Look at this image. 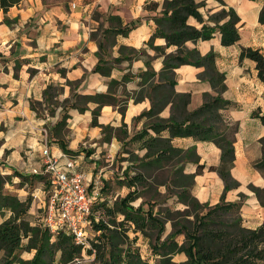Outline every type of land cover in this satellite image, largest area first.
<instances>
[{"label": "crops", "instance_id": "crops-1", "mask_svg": "<svg viewBox=\"0 0 264 264\" xmlns=\"http://www.w3.org/2000/svg\"><path fill=\"white\" fill-rule=\"evenodd\" d=\"M150 2L157 3V7L147 9L146 5ZM162 2L163 0H21L6 12L0 10L1 175H10L16 170L27 176L33 174V168L41 167L44 140L41 130L46 127L49 131L53 127L61 115L62 101H72L73 93H106L111 80L121 81L124 76L129 79L121 81L113 90L119 99L127 100L122 113L117 106L103 105L96 116L97 124H93L92 111L97 103H78L84 110L69 108V117L65 132L63 131L67 147L76 154L64 153L54 137L50 138L49 150L62 167L65 166L66 158L74 161L75 169L84 175L88 193L96 188V184L100 192L104 186L110 185V180L116 175L115 170L122 177V172L130 163L125 149L138 156L145 153V149L139 148L140 140H131L130 137L151 120L152 117L141 114L149 111L152 101L157 103L159 98V93L156 92L151 93V99L149 85L159 80L163 55L154 56L155 51L147 42L156 27L152 16L160 12ZM223 3L205 0L199 11L204 20L213 25L208 20L209 15L223 7L234 9L239 17V40L232 45H222L221 35L217 31L210 39L195 43L187 41L185 46L188 49L196 48L201 55L213 51L216 68L225 75L226 89L222 97L233 104L223 109L221 114L225 123L237 125L230 175L238 182V186L227 190L224 200H241L242 225L256 229L264 223V206L260 205L249 185L264 187V176L254 167V162L263 155L261 139L264 137V82L257 77L255 62L249 58L239 59V54L241 47L258 48L264 53V22L259 21L264 0H223ZM94 12H97L98 18L92 16ZM113 17H118L119 21L112 19ZM5 18L8 22H5ZM118 22L121 26L131 22H135V25L127 35L112 34L110 29L116 28ZM188 23L200 26L193 17L188 18ZM153 45H165V40L156 37ZM122 46L145 48L152 57L140 56L129 60L121 55ZM174 49V46H170L165 52L169 53ZM99 58L101 66L107 71L105 73L94 71ZM116 58H120V61H115ZM147 69L154 71V76L150 75L142 84L139 72ZM202 71L203 67L189 64L174 69V91L190 94L187 111L194 110L203 103L204 93L215 94L210 83L199 78ZM48 84L60 88L53 97L58 104L54 106L42 103L39 110L33 109L31 100L43 102L44 90ZM170 115L171 102L167 101L156 111L154 117L167 119ZM107 125L115 129L122 127L124 131L117 133L114 130L111 136L108 135L109 140H103L105 133L102 126ZM167 135V131L162 132V136ZM81 144L90 148L87 151H90L89 155L79 150ZM171 144L181 149L195 147L198 163L203 167L196 172L197 163L187 162L184 166V173L195 174L191 194L200 203H208L210 206L219 203L225 184L218 172L210 167L220 164V148L211 141L195 140L193 137H174ZM116 154L118 157L124 156L120 162L123 165L121 169L99 167L100 157L112 162ZM124 162L128 164L124 165ZM19 182L20 178L13 175L9 183L18 187L8 191L12 193L25 189L21 187L27 183L20 185ZM47 187L44 180H37L31 190L32 202L28 214L30 221H37L42 217L41 207ZM120 187L123 190L125 186ZM160 187L164 191V186ZM22 191L23 194L27 193ZM115 195L118 197L120 193L116 192L113 198L106 195L110 203ZM17 196L25 199L21 194ZM138 204L139 202L134 206ZM9 214L10 212L0 214V223ZM30 253L27 259L32 257L33 251ZM185 259L183 253L173 256L176 262Z\"/></svg>", "mask_w": 264, "mask_h": 264}, {"label": "trees", "instance_id": "trees-1", "mask_svg": "<svg viewBox=\"0 0 264 264\" xmlns=\"http://www.w3.org/2000/svg\"><path fill=\"white\" fill-rule=\"evenodd\" d=\"M21 0H0V10L6 12L9 7L16 5ZM221 4L223 0H216ZM205 4V0H163L161 10L152 16L155 23V31L147 44L155 51V55H163V67L159 73V80L149 85L151 93H159L158 102L152 101L149 111L141 116L152 117L140 130L134 133L130 139L140 140L141 149H145L142 156L132 151L129 153V164L122 172L123 176H115L119 186H126L129 190L123 197L112 199L111 203L105 195L106 186L100 195L94 199L91 213L88 215V242L89 247L76 243L72 233L60 228L52 235L43 224L40 217L37 221H30L28 214L32 202V186L25 199L4 190L6 181L10 182L13 175L20 178L19 184L24 182L34 183L36 180H44L42 175H23L13 170L10 175L0 174V214H10L0 223V264H78L84 253L92 256L89 264H264V223L256 229H250L242 225L240 216L241 200L225 202V192L237 187L238 182L230 175V168L234 161V134L237 131L236 124H228L223 121L221 111L233 104L222 97L226 89L225 75L215 65V53L210 51L201 55L196 48L188 49L187 41L197 42L213 37L215 32L220 33L222 45L228 46L237 42L240 38L237 23L239 17L234 9L224 7L216 13L208 16L213 22L210 25L204 20L199 8ZM147 9L157 7V3L150 2ZM193 17L200 23L199 27L188 23V18ZM117 19L118 17H113ZM223 20V21H222ZM222 21V22H221ZM259 21L264 22V4L259 13ZM5 22H8L5 18ZM119 23V22H118ZM135 22L129 25L110 29L112 34L127 35L134 27ZM156 37L163 38L165 45L155 46L153 40ZM175 49L165 52L167 47ZM101 48V45H99ZM123 57L131 60L140 56H148L145 48L134 49L132 47H120ZM249 58L255 62L257 77L264 82V53L258 48L241 47L239 59ZM120 61V58L114 59ZM183 64L203 67L199 78L210 83L215 94L204 93L203 103L194 110L187 111L190 101L189 93H176L173 89L174 69ZM147 65H149L147 63ZM94 71L105 73L101 66L100 58ZM107 72V71H106ZM142 76V84L149 76H154V71L147 69L139 72ZM163 78V80L161 79ZM129 78L124 76L121 81ZM121 81L111 80L106 93L81 95L73 93L72 101L65 99L61 102L62 112L52 128L49 129V138H55L64 153L76 154L67 147L63 137L66 121L69 117V108H78V103L95 102L97 106L92 111V123L97 124L96 116L103 105L117 106L122 113L125 109L126 99H119L114 94V89ZM59 87L48 84L44 90L43 102L32 101L31 107L39 110L42 103L46 105L58 104L53 97L58 93ZM152 99V96H151ZM171 102V115L167 119L154 117L156 111ZM264 123V116H262ZM116 130L123 132V128H113L110 125L102 126L105 133L103 140H109V136ZM64 131V132H63ZM167 131V136L162 132ZM109 135V136H108ZM174 137H193L195 140L211 141L221 150L220 164L210 167L218 172L224 181V192L219 203L210 206L208 203H200L190 191L195 174L184 173L187 162L197 163L196 172L203 167L195 147L181 149L174 147L171 140ZM262 157L254 162V167L264 176V137L261 139ZM90 154V151L86 153ZM161 177V178H160ZM108 184V183H107ZM106 185V184H105ZM163 185L166 191V202L169 198L174 203H180L184 208L177 209L170 206L159 208L156 197L158 188ZM91 187V185H90ZM255 193L258 202L264 206V187L249 185ZM150 192L151 199L141 201L137 206L133 201L141 196V191ZM242 199V194L240 195ZM113 198V196H112ZM231 214L228 218L223 215ZM121 216V218H118ZM170 222L171 230L162 239L165 231V223ZM150 230H155L154 241L149 243V252L143 257L137 244L139 233L145 237L151 236ZM132 234V237L130 233ZM182 235V242L177 237ZM24 251H33L29 259L21 258ZM183 253L184 261L176 262L173 256Z\"/></svg>", "mask_w": 264, "mask_h": 264}, {"label": "built area", "instance_id": "built-area-1", "mask_svg": "<svg viewBox=\"0 0 264 264\" xmlns=\"http://www.w3.org/2000/svg\"><path fill=\"white\" fill-rule=\"evenodd\" d=\"M42 130L46 133L45 129ZM41 153L42 165L40 168H33L32 173L42 175L49 181L41 207L43 224L52 235L64 228L73 234L76 243L89 247L88 215L94 199L101 193L99 187L96 184V188L88 193L84 175L75 169L74 161L66 158L65 166L62 167L49 150L47 136L44 137ZM86 258L92 259V256ZM77 262L80 263V259Z\"/></svg>", "mask_w": 264, "mask_h": 264}, {"label": "rangeland", "instance_id": "rangeland-1", "mask_svg": "<svg viewBox=\"0 0 264 264\" xmlns=\"http://www.w3.org/2000/svg\"><path fill=\"white\" fill-rule=\"evenodd\" d=\"M92 16L98 18L97 12L92 13ZM43 129L46 130V133L43 132V130H41V133L44 135V137L47 136L48 141H50L51 139L48 136V134H49L48 129L46 127L43 128ZM89 149L90 148H88L87 146H83L82 144H81V146L79 148V150H83V152L85 154H86V152ZM117 155L118 154H116L114 156V158L112 159V162L105 161V158L104 157H102V158L100 157L98 159V163H100V166L99 167L103 166V167H105V169L106 168L107 169L113 168L114 170L115 169H121L123 165H121L120 162L122 161V157H124V156H119L118 157ZM126 157L131 158V156L128 153H126ZM123 164L124 165H127L128 163L124 162ZM115 173H116V175H114L113 178L110 180V185L108 184L106 186L105 195L106 194H109L110 196H113L116 192H119L120 193L119 197H123L124 195H126V193L128 192L129 189L125 186L123 188V190H121L122 187H120L119 184H117V180L114 179L115 176L121 177V174L120 175H117L119 173L116 170H115ZM36 182H37V180L34 181V183H28V182H26L27 183L26 186L24 185V186L21 187V188H25V189H22V190H25L27 193H24L23 194V191L22 190H20V191H12V193L13 194H16V195L17 194H19V195L21 194L22 197L25 198L27 196V194H28V191L30 190V187L32 186V189H33V187L36 185ZM17 187H18V185L9 183L8 181H6L5 184H4V190L5 191H8L10 189L16 190L15 188H17ZM10 193H11V191H10ZM140 194H141V196H140L141 198L140 199L138 198L135 201H133L132 202L133 205H136L137 202L140 203V201H148L149 199H151V194L152 193H150V192H144L142 190ZM155 197H156L157 202L160 203V205L154 207L155 210H157V209H159L161 207L164 208L166 206L165 204H167V203H168L167 206H170V207H173V208H177V209L178 208L179 209L184 208L182 205L179 206L178 204H175L174 203V200L172 198H169L168 201L164 202V200L166 198V191H165V189L163 191V188L162 187H159L158 188V194H156L154 196V198ZM175 206H177V207H175ZM230 215L231 214H228V215L224 214L223 215V218H228ZM170 230H171V224H170V222L167 221L165 223V231L163 232L161 238L163 239L168 234V232ZM129 233H130V235L132 237L131 232H129ZM149 233L151 234V236H149V237H145L141 233H139L138 239L136 240L137 241V244L139 245V249H140L141 253H143V257H146L148 255L147 253L149 252V243L153 242L154 241V238H155V234H154L155 233V230H150ZM177 240L180 241V242H182L184 240V237L182 235H179L177 237ZM29 255H31V253L29 251H24V252L21 253V258L27 259L26 257H28ZM1 256H2V252L0 251V257ZM86 257H87V254L84 253V255L80 259V263H78V264H89L91 260L88 259V258H86Z\"/></svg>", "mask_w": 264, "mask_h": 264}]
</instances>
